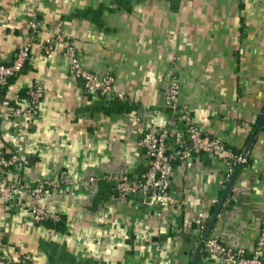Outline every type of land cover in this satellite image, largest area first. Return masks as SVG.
<instances>
[{"label": "crops", "instance_id": "0c3cea01", "mask_svg": "<svg viewBox=\"0 0 264 264\" xmlns=\"http://www.w3.org/2000/svg\"><path fill=\"white\" fill-rule=\"evenodd\" d=\"M57 35L123 99L85 91L60 45L46 58ZM25 44L30 61L0 97V160L24 162L0 168V182L57 184L37 205L60 221L33 223L29 195L0 200V264H192L217 207L207 238L251 252L264 216V0H0V63ZM172 82L180 116L163 110ZM34 85L35 114L9 115ZM183 116L238 157L253 138L229 189L237 164L227 176L221 160L193 153L173 163L178 206L120 197L109 177L140 179L148 167L141 135L181 132ZM202 249L195 264L222 263Z\"/></svg>", "mask_w": 264, "mask_h": 264}, {"label": "built area", "instance_id": "2783aa9c", "mask_svg": "<svg viewBox=\"0 0 264 264\" xmlns=\"http://www.w3.org/2000/svg\"><path fill=\"white\" fill-rule=\"evenodd\" d=\"M29 28L32 33H36L40 29V25L32 21L29 23ZM53 44H58L62 47L65 56L69 60L72 76L81 83L85 91L101 96H112L115 94L112 88V79L100 77L85 70L79 63L70 43L64 37L57 35L50 37L44 42L43 52L46 58L50 57ZM30 54V44H25L17 51L11 64L3 65L0 63V97L9 79L19 74L29 63ZM26 94L27 98L21 101L18 99V95L15 96L14 105L11 107L9 115L15 117L25 114L30 117L35 114L38 102L43 94L42 88L39 85H34L27 90ZM116 97L123 99L121 95H116ZM176 97L177 85L172 82L165 95L164 104L165 108L170 109L171 113L174 114L178 113ZM2 118L3 116L0 114V119ZM182 118L185 122V133H173L174 148L180 149L178 155L173 153L172 150L174 148L166 147V137L169 135L167 129L152 128L141 135L139 144L149 158L148 167L140 179L109 177V180L115 184V191L120 197L134 194L146 196L150 192V198L159 208L178 206L180 204L179 201L170 193V177L175 160L187 159L193 153H206L221 160L226 165L228 168L227 176H229L235 164L242 162L240 157H235L218 139L203 135L185 116ZM186 140L188 144H186ZM23 162V158L11 155L8 159L0 160V168H9L16 164L20 165ZM56 186L57 184L51 181L39 183L33 187H25L19 183L13 184L3 181L0 182V200L3 203L10 204L15 198L29 195L34 201L31 209L32 222L42 224L49 220H58L57 215L47 213L37 205L45 191ZM198 217L201 219V228H204L206 219L201 214ZM203 249L209 257L221 260V264H264V216L261 220L254 247L247 256L226 249L215 240L208 238L204 241Z\"/></svg>", "mask_w": 264, "mask_h": 264}, {"label": "water", "instance_id": "95a60500", "mask_svg": "<svg viewBox=\"0 0 264 264\" xmlns=\"http://www.w3.org/2000/svg\"><path fill=\"white\" fill-rule=\"evenodd\" d=\"M163 110H164L165 112H167V113H171V110H170V109L165 108V109H163ZM175 116H180V114H175ZM252 139H253V138L250 139V141H249V143H248V145H247L245 151L240 155L241 161H244L245 156H246V153H247V150H248L250 144L252 143ZM177 150H178V152H179L180 149L178 148ZM240 165H241V162L237 164V166H236V168H235V170H234V172H233V174H232V177H231V179L229 180V182H228V184H227V189H226V190H228L229 187L231 186V184H232V182H233V180H234V177H235V175H236V173H237V171H238ZM134 195H139V194H134ZM140 195H141V194H140ZM149 195H150V192H149L146 196H149ZM217 214H218V207L216 208V210L214 211L213 215L211 216V219L209 220V222H208V224H207V227H206V229H205L203 235L201 236V239H200L199 242H198V245H197V248H196V251H195V254H194V259H193V261H192V264H195V260H196V258H197V256H198V253H199V251L201 250V248L203 247L204 241L207 239V237H208V235H209V232H210L211 227H212V225H213V223H214V221H215V219H216Z\"/></svg>", "mask_w": 264, "mask_h": 264}, {"label": "trees", "instance_id": "16d2710c", "mask_svg": "<svg viewBox=\"0 0 264 264\" xmlns=\"http://www.w3.org/2000/svg\"><path fill=\"white\" fill-rule=\"evenodd\" d=\"M27 66V65H26ZM26 66L19 72V74L21 73V72H23L24 71V69L26 68ZM18 75V74H17ZM17 75H15L14 77H16ZM14 77H12V78H10L9 79V81L11 80V79H13ZM9 81H8V83H9ZM8 85V84H7ZM7 87V86H6ZM6 87L4 88V90L6 89ZM3 90V91H4ZM18 95V99L21 101V100H25L26 98H27V94H26V91L24 90V91H22V92H20V93H18L17 94ZM169 131V135L166 137V147L167 148H174L175 147V145H174V143H173V133H175V132H177V131H173V132H171L170 130H168ZM182 132V134H184L185 133V130H183V131H181ZM186 142V144H188V142H187V140L185 141ZM186 146H188V145H186ZM226 149L227 150H229L235 157H238L239 155L238 154H236L233 150H230V149H228L227 147H226ZM145 157L149 160V158L146 156V154H145ZM176 161V160H175ZM175 161L173 162V163H175ZM232 167H233V165H232ZM234 167H235V165H234ZM233 167V168H234ZM38 185V184H37ZM35 186V185H34ZM33 187V186H32ZM58 217V220H49V221H46V222H43L42 224H40V225H50V224H58L59 223V221H60V219H59V216H57ZM203 250V252H204V249H202ZM204 254L207 256V257H209L205 252H204ZM240 254V253H239ZM243 255H245V256H247L248 254H243Z\"/></svg>", "mask_w": 264, "mask_h": 264}]
</instances>
